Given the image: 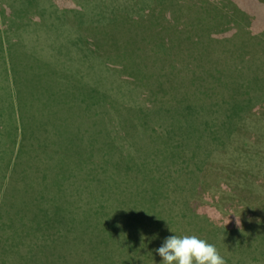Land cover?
I'll list each match as a JSON object with an SVG mask.
<instances>
[{
	"label": "trees",
	"instance_id": "16d2710c",
	"mask_svg": "<svg viewBox=\"0 0 264 264\" xmlns=\"http://www.w3.org/2000/svg\"><path fill=\"white\" fill-rule=\"evenodd\" d=\"M194 1L186 5L182 0L184 5H179L180 0H155L148 16L131 12L118 15H128L126 47L130 42L137 53L133 60L137 67L123 74L129 77L127 83L143 90L146 104L132 94L136 106L118 105L112 92L108 95L94 88L81 70L71 72L67 65L62 70L53 68L43 57L25 54L21 41L8 50L15 77L24 72L23 78L28 80L30 98L28 114L14 119L9 112L13 115L11 128L4 125L0 129L10 140L7 147L0 143V254H73L82 247L81 254H143L141 259L125 260V264H161L156 249L174 234L244 237L238 226L228 229L216 225L200 206H205L202 197L208 193L204 175L214 150L211 143L223 144L237 129H251L245 124L247 113L264 96L254 93L264 92V77L253 75L256 72L252 70L251 80H240L231 71V64L235 69L240 64L238 56H233L238 40L249 45L260 36L264 40V32L254 35L250 16L240 9V15L229 16L219 0L213 7V3ZM50 2L52 15H45L40 1L0 0V26L4 27L0 31L11 26L19 34L18 30L31 23L42 22L49 29L60 30V53H69L74 47L83 54L82 63L93 68L91 47L96 55L101 51L98 46H105L104 35L112 30L117 15L103 26L96 25L100 21L93 18L92 35H87V40L79 35L70 38L72 29L70 35L64 28L74 16L83 17V8L61 11L55 1ZM155 5L160 9L155 10ZM168 7L170 18L165 14ZM193 13L197 17H191ZM171 14L177 16L171 18ZM243 17L238 39L215 37L241 23ZM151 21L156 22L153 26L164 28L167 44L152 33ZM186 40L196 43L193 50L187 51ZM240 70L236 72L240 74ZM195 83L207 91L189 93L188 88ZM197 93L205 96V106L193 100ZM227 98L233 100L229 101L232 106L226 120L214 119L215 111L209 110L219 109L217 103ZM0 103L6 105L3 99ZM6 111L1 110L0 121L8 117ZM117 112L122 114L116 115V123L112 121L103 129L95 123L97 129L91 131L100 117L110 114L114 119ZM258 137L264 138L260 133ZM120 140L129 147L120 145ZM250 186L264 201V192L256 191L254 182ZM169 218L175 231H158ZM258 221L264 224V218ZM154 224L159 226L156 230ZM51 227L60 234L54 238L44 233L39 242L38 232L51 231ZM220 255L226 264H253L251 257L264 264V250L262 254Z\"/></svg>",
	"mask_w": 264,
	"mask_h": 264
},
{
	"label": "rangeland",
	"instance_id": "374dc122",
	"mask_svg": "<svg viewBox=\"0 0 264 264\" xmlns=\"http://www.w3.org/2000/svg\"><path fill=\"white\" fill-rule=\"evenodd\" d=\"M38 1H40L42 3L41 6L45 8V15H52L53 8L51 7L50 1H55L54 4L59 6L61 11H64V9L77 10L83 8V17L79 19L77 16H74L73 21L68 22L64 28L66 29L65 32H69L70 35L72 29L73 35L71 38H75L79 35L81 38L87 40V35H92L90 28L94 25L92 24L93 18L100 21L96 23V25L103 26L106 22L110 21V17L117 15L115 18L116 20L112 24L113 31L110 30L105 33V35L104 31L106 30L102 31L105 39V46H98L101 51L96 55L93 52V47H91L93 53V68L90 67V65L86 67V64H83L82 69L85 74L87 73L88 78L91 79L94 88H97L99 91L107 93L108 95L112 92L114 95L113 97H116L118 105H121L122 103L128 106H136V100L133 98L132 94L138 99L137 101H139V103L146 104V96L143 90L137 89L134 85L127 83L129 77L123 74L129 72V69L132 70L134 67H137L135 61H133L135 59L134 56L137 55V53L133 52L130 42H127L126 47L125 35L127 32L125 25L128 20L125 16L128 15L123 17H118V15L131 12L137 16L139 14L148 16L151 8L154 6L151 4H154L155 0H35V3L38 4ZM172 1L173 0H170V2ZM181 1L182 0H180V2ZM202 1H206V3H204L205 5H207V3H213L211 4L212 7L217 4V0ZM185 2L186 5L189 3L193 5L195 1L185 0ZM218 3L219 5L221 4L220 8L222 11L229 16L235 13L237 14L239 9L246 12L251 18V29L254 35L264 32V0H219ZM174 4L176 3L174 2ZM234 4H236L235 7ZM179 5H184V3L181 2ZM48 6L49 10H47ZM230 7L231 9H229ZM154 9L159 10V5L158 7L155 5ZM214 11L216 10H213L212 12ZM70 13L74 14L75 12L70 11ZM165 14L170 18V7H168ZM197 15V13H193L191 17H197ZM173 16H177V14H171V18ZM243 19L244 17L240 18L241 23L239 22L238 25H236L237 23L232 24L227 31L225 30L222 32L224 34L216 33L215 37H235L238 39V34L241 32L239 28L240 26H244ZM172 22L176 23L174 20H172ZM60 24L61 27H63L64 22L61 20ZM208 24L211 25L210 23ZM208 24L206 23V25ZM149 25H151L152 33L158 36L157 39H163L164 41L162 42L167 44L166 34L163 31L164 28L153 26L156 25V22L153 21H151ZM40 26L44 27V25ZM107 26L111 29L109 23H107ZM133 26L137 27L136 23H133ZM181 27L185 28L183 26ZM106 29L108 28L106 27ZM201 29L202 28H198V31H201ZM41 32L48 33L47 30H42ZM168 35L170 36V34ZM260 37L253 40L249 45H247V42L244 39L238 40L239 46L235 50L236 54L233 56H238L236 61L240 64L236 66V69L234 68V65L231 64V67L233 66V70L231 71L235 72V75H239L240 80L247 78L251 80L252 76L255 74L264 77V40L260 39ZM186 44L187 51H190L191 49L193 50L196 46V43L193 41L188 42L186 40ZM205 49H202L201 51H205ZM110 59L113 60L114 63H112ZM137 59L139 60V58ZM233 60L235 59H230V62ZM252 62L254 63L251 64ZM125 63L128 66L133 64V67L128 68ZM138 67L139 69H142L140 65ZM222 67L225 68V66L219 68ZM239 69H241L240 74L239 72H236ZM252 70L256 73L253 74ZM189 76L191 77V75ZM216 76L219 77V74L216 73ZM224 76L226 75L223 74V77ZM202 84H205V82ZM186 86H189V84ZM200 86L202 85L199 83L190 86L188 88L190 91L189 93H194L195 91H207L202 90L203 86ZM254 93L260 95L264 94V92H261L260 90H254ZM192 98L197 103L206 99L203 94L199 93L192 95ZM208 99L212 100L213 98ZM231 100L233 99L227 98L225 101L217 103L216 106H220L219 109L213 107L209 110L215 111L212 114L214 115V119H220V121L226 120V115H228L226 112L232 106L229 102ZM202 104L205 106V102H202ZM108 108H110L109 102ZM203 113L205 114V112ZM117 114L122 113L117 112L114 119H110V114L100 117L91 126V131L94 132L95 129H97L95 123L98 124L99 129L111 125L112 121L113 123H116ZM247 114L249 115L245 119V124L250 125L251 129L246 130L243 127L239 128L231 135V138L226 140L223 144L215 145L214 143H211L214 150L208 159L209 163L205 167L206 171L204 179L208 184L207 192H210L211 195L208 196V193L206 192L203 194L202 200L205 203L202 204H205V206H200L202 210H205L203 213L205 212L207 215L213 217V220L219 227H228V229L229 226H238L236 223V216H240V225L238 228L243 230L244 233V237L239 235L225 238L213 237V235H206L207 238L200 237L207 240L209 243L214 244L220 254H262V251L264 250V239H260L257 236L260 234L264 237L263 221H258L260 218H264V201H262V196L259 197L256 192L252 193V188L250 186L251 182H254V188L257 189L256 191L264 192V138L258 137V133L262 134L264 137V96L258 100L257 104L253 107V110ZM112 136H114V133H112ZM119 142H123V140H120ZM120 145H126L129 147L126 142H123ZM206 197L208 203L206 202ZM255 198H258L259 201ZM53 206L54 205H51V207ZM88 207H94V205H89ZM99 220L101 219L96 218V221ZM169 221L170 218L167 219L165 224L160 226L158 231L162 229L166 230L168 228H170V231H175L176 227H172ZM146 223L148 224V222ZM56 225L58 224L54 223V226ZM156 227L159 226L154 224L155 230ZM188 228H190V225ZM44 233H49L54 238L60 234L55 227H51V231L38 232V239H40L39 242L41 243L43 241L41 237L44 236ZM80 248V251L74 250L73 254H0V264H125V260L129 261L131 258L141 259L143 255L141 253L81 254L83 248ZM250 259L253 264L263 263L259 258L256 259L251 257Z\"/></svg>",
	"mask_w": 264,
	"mask_h": 264
},
{
	"label": "crops",
	"instance_id": "0c3cea01",
	"mask_svg": "<svg viewBox=\"0 0 264 264\" xmlns=\"http://www.w3.org/2000/svg\"><path fill=\"white\" fill-rule=\"evenodd\" d=\"M34 19L40 20L36 17ZM40 25H43L42 22H39L37 25L33 22L29 26L18 30L21 32L19 34H17L15 28L11 26L6 27V32L0 31V36L6 37L5 39H1L4 44L0 45V101L3 99V102L6 104L2 107V103H0V115L2 109H8L5 115H8V117L6 120L0 121V129L4 125L9 126V124L12 123L11 117H13V115L14 119L18 116L20 118V115L28 114L29 109L30 94H28V80L26 81L23 78L25 76L24 72L21 73V82L18 80L21 77H15V72L12 70L8 58V50L15 47V42H22L20 48H22L25 54L34 55L39 58L43 57L44 61L52 64L53 68L62 70L64 65H67L66 69L71 72L81 70L82 76L89 82L87 73L85 74L82 69V62L84 61L83 54L74 47L69 53H60L59 46L63 42L60 30H52L49 29V27ZM3 29L4 27L0 26V30ZM42 30H47L48 33L41 32ZM88 65L89 63H86V67ZM9 112L13 115H10ZM9 128L11 127L9 126ZM1 136L4 137L0 138L1 145L7 147V142L9 143L10 140L7 139V136L1 135L0 132V137ZM3 154L2 152V155Z\"/></svg>",
	"mask_w": 264,
	"mask_h": 264
},
{
	"label": "clouds",
	"instance_id": "9594fccd",
	"mask_svg": "<svg viewBox=\"0 0 264 264\" xmlns=\"http://www.w3.org/2000/svg\"><path fill=\"white\" fill-rule=\"evenodd\" d=\"M236 223L240 225V216H236ZM156 253L161 264H226L214 244L196 235H171Z\"/></svg>",
	"mask_w": 264,
	"mask_h": 264
}]
</instances>
